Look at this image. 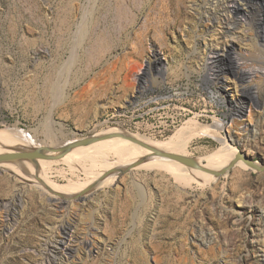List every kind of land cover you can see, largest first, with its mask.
I'll use <instances>...</instances> for the list:
<instances>
[{
	"label": "rangeland",
	"instance_id": "rangeland-1",
	"mask_svg": "<svg viewBox=\"0 0 264 264\" xmlns=\"http://www.w3.org/2000/svg\"><path fill=\"white\" fill-rule=\"evenodd\" d=\"M224 1L0 0V133L30 149L120 130L157 150L180 143L211 166L233 152L263 166L264 75L251 100L223 47L233 39L240 62L264 71V0H236L228 13ZM123 162L114 151L37 164L72 195ZM23 174L0 168V264H55L48 245L63 236L92 247L61 264H264V169L209 182L131 169L77 198H53Z\"/></svg>",
	"mask_w": 264,
	"mask_h": 264
},
{
	"label": "bare ground",
	"instance_id": "bare-ground-1",
	"mask_svg": "<svg viewBox=\"0 0 264 264\" xmlns=\"http://www.w3.org/2000/svg\"><path fill=\"white\" fill-rule=\"evenodd\" d=\"M230 3L235 4L236 0H225L223 3L221 2V5L219 6V8H221V11L228 13V12H230L229 8L234 9L233 4L229 5ZM217 11H220V10H217ZM241 11H243V10H241ZM217 13H219V12H217ZM233 16H235V15H233ZM240 20L241 19L234 21L232 23L233 26L238 25V22H240ZM261 24H263V22ZM229 27L226 28V26H225V28H223L224 29L223 35L226 34L227 36H233L235 34V32L231 31L233 29L235 30V28H233L232 26H231L232 28H229ZM262 30H264V29H262ZM228 34H230V35H228ZM232 38H234V37H232ZM228 42H229L228 45H225L224 47L223 46L222 47L225 48L227 58L230 61L229 65L233 69V71L231 72L232 75L238 76L241 79L249 77V80L245 81L246 84L241 87L240 92H242L244 90V88H246V90L249 93L248 95L251 98V100H253L254 98L256 99L258 97L259 90L257 89L255 83H253V81H254L253 78L257 77L258 74L264 75V71L257 70L256 68H253V67L252 68L251 67H245L244 62H240V59H238V56H239V54H237L238 52L232 51V50H234L233 49V47H234L233 39H229ZM215 46H216V44H215ZM262 46H264V45H262ZM210 49H211V45H210ZM217 51H219V49L217 47L213 48V54L214 55L217 54ZM220 51H222V50H220ZM223 51H224V49H223ZM232 54H234L236 56H232ZM154 56H156V53ZM154 56H152V57H154ZM218 56H220V55L212 56L211 58H217ZM152 61L154 62V60H152ZM211 63H213V62H211ZM214 79H217L218 82L222 83L221 86L225 85L227 87V89H225L224 92H226V90H229L228 81L226 80V78L224 80L222 77H218V74H216ZM242 82H244V81H242ZM222 89H224V88H222ZM226 95H227V93H226ZM230 101L232 104V110L233 111H236L238 108L241 110L243 109L245 111L246 106L243 105L244 103L240 99H238V100L236 99L235 101H232V99H231ZM216 123L219 127L224 128V122L223 123L216 122ZM226 132L229 133V135H227V136H228L230 141H232V139H233V141L237 142L233 138L231 130L228 129ZM107 133L127 134L135 140L134 141L135 143L141 144L142 146H145L147 148L148 147L151 148L150 146H147L146 144L140 143L137 140V138L135 137V135L128 134V133L120 131V130L108 131V132L103 133V134H107ZM117 138H120V137H117ZM15 140H17V139L14 137L11 138V137H7V136H3L0 133V154L11 153L13 150H17V149H28V148L20 147V145H22V143H20L19 141L16 142ZM109 140H112V141H109ZM109 140H108V142H105L104 140L96 142V143H101V144L99 145L98 148H95L92 150V154H89V151L87 148L85 149V147H79V148H76V149L70 151L68 154H66L64 157H62L60 160L58 159V161L77 164L78 162L85 161L86 159H89V158L94 159V158L98 157V155L109 156L111 153H113L115 151V153L120 157V159L122 161H124L123 165L120 168H122L124 166H129L130 164H133L136 161L145 158L144 162H142L138 166L134 167L133 169H143L146 171L163 170V171L169 172L174 177L179 178V179H180V177L184 176L189 180L198 179V180H202L205 182H209L208 178L209 179L211 177L214 178V176L211 174V172L224 171V170L228 169L231 165H235L234 166L235 168L239 167L242 170L248 169V170L256 171V168L249 166L248 164L244 163L242 160H239V155L235 157L236 152L227 153L225 155L220 156L219 158H217L218 160H216V162H218V164L214 163L215 164L214 166L209 165L205 159L197 158L196 159L197 163L199 164V166L201 168L204 169V170L203 169L198 170V169L186 167V166H184L178 162H174V161L168 160L166 158L156 157L153 155L152 151L147 150L144 147L143 148L142 147L134 148L132 146L121 143V141H119V139L111 138ZM128 141H130V140H128ZM69 142H71V141H69ZM58 146L56 148H58ZM61 146H62V144L59 147H61ZM151 149H153V148H151ZM2 151H6V152L1 153ZM159 151H162V152L168 153V154L183 156V157H187V155H188V153L186 152L185 146L180 144V143L168 142L167 144H164L163 146H161L159 148ZM52 156H53V154H52ZM41 161H44V160L35 161L33 163L26 162V161H25L26 163H23L24 161L21 163L20 162H17V163H1L0 166H2L3 168H5V166H7L8 168H10L16 172H19L21 174H22V172H25V175L24 174L22 175L23 178L28 179V181L33 180L34 182L42 183V184H40V186L37 183V186L42 191H48L49 190L48 188H50L54 193V194H52L53 198L62 197V196L63 197H69V198H77V197L82 196L83 194L88 193L91 190V188H93V187H97L98 189L105 187L106 183L108 182V180L110 178H112V177L114 179L116 178V176H115L116 174L114 173L111 177H109L107 179H102V181H97L96 184L94 183V185H92V186L90 185L89 187L78 190V191L74 192L73 194L71 193L72 195H67L66 193H63V192L62 193L56 192V189L53 186H51V182H49L46 179H43L40 176V174L42 173L43 167L41 164H37V163H39ZM2 164L5 166H3ZM2 167H0V168H2ZM210 168H212V169H210ZM60 191H63V190L61 189ZM55 194H57V195H55ZM80 194H82V195H80ZM19 198H20V192L18 191L15 193L14 200L17 201ZM68 228H69L68 223L61 225V229L63 230L64 235H66V231L68 230ZM48 246H49L48 252H47L48 257H50L52 259L50 262L53 261L55 264H61V263H63L62 260L66 259L65 262H67L68 259H71L73 257L75 258V251H76L75 249L78 248L79 246H80V248H85V249L91 250L90 248L92 247V244L89 241V239H87V238L80 239V240L76 239L73 241H68V240H66V237L63 236L60 239H54L53 241H51L50 245H48ZM72 262L74 264L73 259H72Z\"/></svg>",
	"mask_w": 264,
	"mask_h": 264
},
{
	"label": "water",
	"instance_id": "water-1",
	"mask_svg": "<svg viewBox=\"0 0 264 264\" xmlns=\"http://www.w3.org/2000/svg\"><path fill=\"white\" fill-rule=\"evenodd\" d=\"M115 137H120L126 140H130L134 142L135 140L127 135V134H119V133H107V134H101V135H96L92 136L83 140H72L71 142L65 143L63 146L58 147V148H50V147H38V148H30V149H17L13 150L11 153H4L0 154V164L1 163H17V162H35L37 160H54V159H60L64 157L66 154H68L70 151L73 149L79 148V147H86L89 146L93 143L103 141V140H108L111 138ZM149 150L152 151L153 155L156 157H161V158H166L168 160L178 162L186 167L189 168H194L198 170H202L197 163L195 159L189 158V157H183V156H178V155H173V154H168L164 153L162 151H159L157 149H151L148 147ZM53 154V156H52ZM239 160H242L244 163L248 164L249 166H252L256 168V170H262L264 169V165H260L257 162L252 161L249 157H247L245 154H241L239 152ZM145 161V158L140 159L136 161L133 164H130L129 166H124L122 168H119L118 170L112 171L115 174H118L119 176H122L124 173L129 172L131 169L134 167L138 166L142 162ZM235 165H231L228 169L224 171H217V172H211V174L215 177L218 178L220 176L225 175L228 173ZM204 170V169H203ZM110 172H108L105 177L109 175ZM112 174V173H110ZM104 177V178H105ZM102 181V179L100 180Z\"/></svg>",
	"mask_w": 264,
	"mask_h": 264
}]
</instances>
